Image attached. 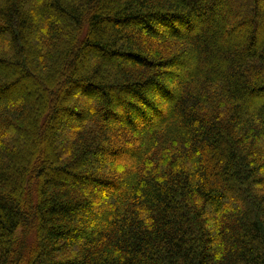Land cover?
<instances>
[{
    "label": "trees",
    "instance_id": "16d2710c",
    "mask_svg": "<svg viewBox=\"0 0 264 264\" xmlns=\"http://www.w3.org/2000/svg\"><path fill=\"white\" fill-rule=\"evenodd\" d=\"M0 264H264V0H0Z\"/></svg>",
    "mask_w": 264,
    "mask_h": 264
},
{
    "label": "rangeland",
    "instance_id": "374dc122",
    "mask_svg": "<svg viewBox=\"0 0 264 264\" xmlns=\"http://www.w3.org/2000/svg\"><path fill=\"white\" fill-rule=\"evenodd\" d=\"M178 31V30H177ZM176 34H178V33H176ZM191 34H193V31H187V32H181V33H179V35H184V36H189V35H191ZM188 65H187V63L186 62H184V63H180V65H179V67L180 68H186ZM178 71H179V69L177 70V72L176 73H178ZM190 71V70H189ZM172 88L175 90V86H172ZM92 96L94 97L95 96V92H92ZM91 96V97H92ZM165 102H169L168 101V99L167 100H164ZM169 103H171V101L169 102ZM67 116V115H66ZM65 116V117H66ZM166 119H167V117H164V119H163V121H166ZM160 122V120L159 121H157L156 120V118H153V120H151V122L150 123H146V125H145V127H144V129L145 130H148V129H152V127L154 126V125H156L157 123H159ZM138 130H140V129H138Z\"/></svg>",
    "mask_w": 264,
    "mask_h": 264
}]
</instances>
